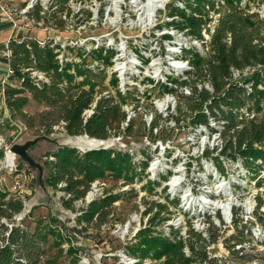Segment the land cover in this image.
Instances as JSON below:
<instances>
[{
    "label": "trees",
    "instance_id": "16d2710c",
    "mask_svg": "<svg viewBox=\"0 0 264 264\" xmlns=\"http://www.w3.org/2000/svg\"><path fill=\"white\" fill-rule=\"evenodd\" d=\"M252 1L256 3V0ZM259 2L264 4V0ZM250 6L249 0H179L176 5H167L166 15L175 18L165 24L196 38H202L204 29L209 34L205 52L193 48L183 52L182 56L193 67L185 72L186 79L176 77L171 82L191 86L195 78L209 79L212 92L194 90L191 96L181 97L186 110L195 113L188 123L192 126L207 124L208 115L222 121L224 144L220 155L239 159L244 167L257 174L264 168V18L251 12ZM34 15L39 17L38 10ZM213 21L215 23L210 31L209 25ZM54 44L52 39L9 41L10 67L12 76L17 79V85L8 82L3 88L9 118L25 128L35 126L34 119L25 111L32 100L44 104L46 108L37 115L38 134L49 135L53 133V126H61L69 136L86 135L97 140H106L119 133L141 135V126L133 129L134 120L123 130L120 129L125 119L121 106L128 101L127 98L132 101L135 98L117 91L114 78L103 84L104 73L88 67L89 60L109 65L113 51L102 46L89 50L85 46L78 47L75 49L76 57L86 52L81 63L72 56L60 63L53 52ZM244 69L250 72L243 75ZM31 71L40 72L43 78L33 77ZM235 71L240 72L236 78L233 76ZM161 87L164 92L174 91L172 86L163 84ZM107 89H113L114 94L101 95ZM87 110H92L89 116L85 114ZM174 120L175 123L181 122L179 117ZM150 125V133L159 126L156 120ZM112 130H115L114 133ZM49 156L52 159L45 162L49 169L47 182L53 187L60 184L59 190L67 196L64 204L68 207L74 201L83 199L95 181L104 182L111 178L123 186L134 184L148 163L144 160L135 162L128 151L104 148L79 153L74 148L63 147ZM204 156L207 157L208 153ZM216 160L220 168L218 157ZM154 184L158 183L146 182L148 192L154 190ZM118 197V194H109L94 199L86 205L81 221L87 225L106 224ZM255 200L254 216L264 232V211H259L264 199L258 194ZM145 204L143 214L149 215L146 227L138 231V244L129 248L128 254L159 260V264H199L215 260L210 257L206 246L216 241L218 228L210 224L207 241L192 229L188 230L189 236L185 240L178 237L176 230H171V238L156 230V226L167 218L162 214L168 213L167 207L156 201ZM23 207L22 198L0 191V264L39 262L40 252L35 245L43 237L34 236L19 227L8 228L1 221L12 222L13 216ZM233 216L234 233L225 239L224 244L231 256L241 258L243 255L239 256L240 250L234 249V246L243 242L244 231L250 235L251 230L245 229V225L242 227V220L236 216V211ZM257 238L262 242L260 236ZM185 245L188 246L189 256L183 252Z\"/></svg>",
    "mask_w": 264,
    "mask_h": 264
},
{
    "label": "rangeland",
    "instance_id": "374dc122",
    "mask_svg": "<svg viewBox=\"0 0 264 264\" xmlns=\"http://www.w3.org/2000/svg\"><path fill=\"white\" fill-rule=\"evenodd\" d=\"M25 1L27 0H15L14 2L16 5L22 6ZM166 1L165 9L160 10L158 13L159 18L166 16L168 4L176 5L179 3V0ZM243 1L245 2V0ZM94 2L96 5L99 4L100 21L94 25H87L88 27L82 33L83 38L81 37V39L83 40L80 41L78 47H89L93 40L88 39V37H95L99 45H101L106 42L107 37L110 35L117 42V39L121 38L122 35L129 34L128 26L122 20L125 17V10L128 12V10L133 9L127 0H81L82 5L86 6ZM249 4L251 5V12H256L264 18V4H261L259 0H256V3L249 0ZM120 7L121 10L118 9ZM105 9H113L114 14L105 17ZM68 12L70 13V10ZM83 14L85 17H89L88 9H85ZM17 16L18 14H15L14 18ZM53 16L52 13H48L45 17V23L47 22V26H51L49 27L50 30L44 31L41 27H35V29L31 28L30 31L37 32L38 36L36 38L39 40L47 37L75 40L76 36L66 29L65 25L60 27L48 23L50 21L55 22L54 19H51ZM88 22L90 21L88 20ZM8 33V27L0 32L1 37L7 36ZM9 68L10 64L8 65L6 60L0 59V77L4 76ZM104 79L103 84L106 82ZM8 82L17 85L16 77L10 76ZM144 87L146 89L144 95L140 94V91L143 90L134 91L132 94L135 97H146L141 104H138L142 106L141 111L150 110L153 112L151 102L155 99H162L164 91L158 85L153 87L146 85ZM103 92H107V95L114 94L113 89H107ZM103 92L101 95H103ZM177 92L173 93L177 102L170 118L163 119L158 113H155L149 122L148 117L147 120H144L142 115H139L133 119V129L141 126V135L125 136L120 134L119 138L111 136L106 140H97L86 135L69 136L60 126L49 135L45 133L38 134L37 115L46 110L44 104H37L32 100L29 101L25 111L34 119L35 126L25 128L12 120L8 121L9 119L3 113L5 112L4 97H0V191H5L8 196L22 198L24 205L23 209L13 216L12 222L4 219L1 221L5 222L8 228L11 226L19 227L30 234H34V236L43 237L35 245L40 252L38 255L39 262L36 264H126L125 256L139 259L136 264H142L144 260L146 264L160 263L159 260L151 258L141 259L138 257L139 255L128 254L129 248L137 246V233L140 229H143L147 221L146 218L148 216L143 214L146 208L145 202L156 201L164 204L170 212L169 219L172 225H179L177 230L182 233L184 231L183 221L178 220L180 214L178 215L176 211L178 209L177 205L185 197L184 195L191 193L189 197L202 198L206 197L205 195L207 194H213L215 189H220L215 187L217 185L216 181L207 176L208 173H213L214 165L217 162L216 157H218V154L215 146L217 141L213 139V134L210 133L208 128L204 126L194 127L188 123L195 113L186 110L184 101ZM127 99L129 104H135L131 99ZM179 108L181 111H179ZM172 117H179L181 122L175 123ZM154 120L157 121L159 126L157 131L153 130L150 133L149 128L151 125L149 123ZM217 125L215 124L214 127H220ZM114 131L112 130L113 133ZM43 137L50 138L53 141ZM27 141H34L26 151L28 156L39 165V168L29 165L19 155L10 151L13 145H23ZM63 147L74 148L79 153L96 148L128 151L133 156L139 153L142 159L148 162L140 179H137L132 185L123 186L121 182H115L111 178L101 182L102 185H97L95 199L109 194L119 195L113 204V214L108 218L106 224L96 226L82 222L80 216L88 203L84 200H76L71 206H66L64 200L67 196L59 190L60 184L57 187H53L47 182L49 169L45 162L52 159L49 156L51 152ZM206 152L209 153L208 157L204 156ZM8 155H11L10 157L12 158L9 163L6 159ZM151 163L156 167L150 173L148 168ZM12 164L13 167L11 168ZM163 167L171 169L165 177L177 172L178 177L176 179L178 178L179 181L171 190L170 195V197H174L173 201L167 200L166 197L167 186L163 185V182L166 181L163 179L167 178L158 177V173ZM202 167H205L206 170H202ZM226 167L229 176L235 175V171L230 164H227ZM244 168V185L247 186L246 189H242V191L232 189L229 194L234 200L230 197L227 199L225 195L215 196L212 199H217L221 202H229L230 199L236 202L237 206L250 201L249 204L251 207L253 206V212L256 204L254 197L260 194L264 199V168L260 169L257 174L249 172L246 167ZM257 176L263 177L259 184H257ZM237 178L240 179L239 177ZM147 181L158 183L154 184L152 192L147 191ZM254 181H256L255 184ZM241 183L243 184V182ZM130 189H133V191L130 192ZM185 205L183 203L181 207L184 208ZM239 208L235 207L234 210ZM262 208L264 209V205L259 208V211ZM207 210H209V215L206 217H209L213 224L216 223V215L213 214L215 210ZM238 216L243 217V214L238 213ZM247 219L243 218L242 227L245 225V229L247 228L250 231V228L257 224L263 230L253 215L252 218ZM231 221H233V218ZM203 223L201 218L194 217L192 221V224L199 229L204 225ZM232 225L233 223L231 222L230 226L220 227L217 239L220 238L219 241H221L222 247L215 243L214 248L208 249L210 257L215 258V260L206 264H264V244L256 242L255 238H252V234L249 235L246 231H244L243 239V242L245 241L246 243L243 244V248L238 253L239 256H243L239 258L229 254L224 241L229 235L234 233ZM156 230L168 232L161 224L156 226ZM49 231L53 233H49Z\"/></svg>",
    "mask_w": 264,
    "mask_h": 264
},
{
    "label": "built area",
    "instance_id": "2783aa9c",
    "mask_svg": "<svg viewBox=\"0 0 264 264\" xmlns=\"http://www.w3.org/2000/svg\"><path fill=\"white\" fill-rule=\"evenodd\" d=\"M14 1L15 0H0V21H9L13 24V26L18 27L22 30H26V36L22 35L19 38L13 39H29L27 37L30 34V30L31 28L35 29V27H41L44 31L50 30L49 27L51 26H47V22L45 23V17L48 13H52V15L54 16L51 17V19H54L55 22L50 21L48 23H52L56 26L58 25V23H60V27L65 25L66 29L71 31L77 38L75 37V40H61L55 39V37H47L42 40H54L55 44L53 47V52L55 53L56 58L60 63L65 60H70V56H72L76 62L81 63L82 59L86 55V52L83 51V56L76 57L75 49L78 48V45H80V41L83 40L81 39V37L83 38L82 33L84 32L85 28L89 25L97 24L100 21L99 4L96 5L94 2L86 6L82 5L81 0H27L22 6H18ZM127 2L131 5V7H133V9L128 10V12L127 10H125V17L122 20H124L126 26H128L127 29L129 34L122 35L121 38L117 39V42L116 39L112 35H110L107 37L106 42H103L101 45H99V42L97 41V39H95V37H88V39L90 38V40L93 41L90 43L89 47L85 48L86 50H89L98 46H102L105 48V50H112L113 54L110 59L109 65L105 66L103 63L97 60H89L88 67L98 72H103L105 77L104 80H106L105 84H108L110 79L114 78L116 80L115 89L117 91H119L126 97L135 98L133 100L135 104H129V102H126L121 106L122 111L125 113V119L120 125L121 130H123L130 121H132L139 115H142L144 120H147L148 117L149 122L150 120H152V116L155 113H158L163 119L170 118L173 114L172 111L174 110L177 102V99L173 93L177 91L178 95H180L179 97L191 96L194 90H196L197 92L202 90H206L209 92L213 91L209 79L206 78H195V81L191 86L189 84L177 85L171 82V79L176 77H182V80L186 79L185 72L191 71L193 69L189 61L182 56L185 49L193 48L201 52H205L207 50L206 43L209 41L210 37L205 29L202 31V38H196L195 36L186 35L185 31H180L177 28H174L172 25H166V22H171L175 18L168 17L167 15L164 18H159L158 13L160 10L165 9V6L167 4L166 0H162V3L160 0H127ZM85 9H88L89 17L84 16L83 13ZM118 9L121 10V7ZM35 10H38L39 13V17L37 18L34 15ZM69 10L70 13L68 12ZM15 14H18L16 18H14ZM111 14H114L113 9H105V17L110 16ZM88 20L90 22H88ZM214 23L215 21H213V23L209 25V28L211 29L210 31H212ZM9 41L6 43L5 49L0 51L1 58L10 59V51L8 49ZM249 72V69H244L242 71V74L246 75ZM30 74L38 79L43 78V75L37 71H31ZM12 75L13 70L10 67L7 70V73L4 76L0 77V97H3V88L8 83V78ZM239 75L240 72L238 71H235L233 73V76L235 78ZM163 84L172 86L174 88V91L164 92V97L162 99H155L154 101H152L151 105L153 107V112L150 110L141 111L142 106L138 104H141L146 97H135L132 93L134 91L143 90L140 91V94L144 95V92L146 91L144 86L147 85L149 87H153L158 85V87L162 89L161 85ZM107 94V92H103V95ZM91 113L92 110H87L85 112L87 116H89ZM172 118L174 119L175 117ZM215 124H218L217 126L220 127H214ZM198 126H204L205 128H208L210 130V133L213 134V139L217 141L215 146L218 154V162L221 169L217 166V164H215L213 173H208L207 176L212 180H215L217 184H215V187H218L220 189H215V192L213 194H207L205 195L206 197L202 198L194 196L189 197L191 193L184 195L185 197L177 205L178 209L176 211L178 212V215L180 214L178 220L183 221L184 231L182 233L178 232L177 230L179 228V225H172L171 220L169 219L170 212L168 210V213H162L167 218L161 223V225H163V228L168 231H162L164 235L168 237L172 238L171 230H176L178 237H181L185 240L189 236L188 230L192 229L194 232L199 233L201 237L207 241L209 238L210 224L220 230L221 226H230V223H233V221L231 220L232 218H234V211H236V216L243 220V218H252V215L255 218V210L252 212L253 206L251 207V205L249 204L250 201L241 203L240 206H237L238 204L236 202L229 200L230 205L227 208L225 207V204L228 201L221 202L217 199H212L215 196L220 197L222 195L227 196V199L229 197L233 199L229 194L232 189L241 191L242 189H246L247 186L244 185L245 168L242 162L239 161V159H232L226 155H220V150L224 144V140L221 135V132L223 131L222 121L216 120L208 115L207 124H199L194 127ZM58 127L59 126H53V129L56 130ZM153 130L157 131V127H154ZM119 137L120 133L119 135H116V138ZM129 153L131 154V152ZM220 157H222V159H220ZM133 160L135 162H140L143 159L139 153H136L133 156ZM13 164L10 166L11 168L13 167ZM227 164L231 165V168H233L235 171V175L240 179H238L237 177L235 178L234 174H232L231 176L227 174ZM155 167L156 166L151 163L149 165L148 171L151 173V170H155ZM202 170L205 171V167H202ZM169 171H171V169H168V167H163L162 170L159 171L158 177L162 176V178H167L163 179L166 180L163 182V185L167 186L166 197L167 200L173 201L174 197H170L171 190H173V188L178 184L179 179H176V177H178L177 172H173V175L165 177L167 176ZM257 177L258 184L259 179L263 177ZM241 182H243V184ZM255 182L256 181H254V184ZM97 185H102V183L99 181H95L85 197L81 200H84L86 203H90L91 201H93L97 192ZM232 186L234 187L232 188ZM256 196L254 197L255 199ZM214 202L220 203V207L218 208L216 206H213L212 203ZM183 203L186 204L184 208L181 207ZM235 207L240 208L238 210H234ZM199 208L200 210H198ZM207 209L215 210L213 211V214L216 215V223L213 224V221L209 217H206L209 215V210ZM261 211H264V209L262 208ZM238 213H242L243 217L238 216ZM194 217L201 218L204 222L203 224L205 225V227L204 225H202L200 229L195 227L192 224ZM186 218H188L187 223ZM147 219L148 217L146 218V220ZM146 223L144 227H146ZM231 227L233 229V225ZM250 230L252 238L254 237L255 241L259 242V244H264V232L259 228V225L255 224L250 228ZM258 236H260L262 242L257 238ZM219 240L220 238L216 239L215 242L207 244L206 249L208 253V249L214 248L215 243L222 247V243ZM244 243L246 242L244 241L242 243L235 244L234 249H242ZM183 252L186 256H189V249L187 245L183 247ZM125 260L127 261L125 262L126 264H136L139 261V259L137 258L127 256H125ZM208 262L210 261L199 264H206ZM142 264H146V261L144 260Z\"/></svg>",
    "mask_w": 264,
    "mask_h": 264
},
{
    "label": "crops",
    "instance_id": "0c3cea01",
    "mask_svg": "<svg viewBox=\"0 0 264 264\" xmlns=\"http://www.w3.org/2000/svg\"><path fill=\"white\" fill-rule=\"evenodd\" d=\"M7 27L9 28V33L7 36H3L1 37V34H0V51L4 50L5 49V46H6V43L10 40V39H13V38H19L20 36H26V30H22L18 27H15L13 26V24L9 21H0V32L3 30V29H7ZM31 34V35H30ZM30 34L27 38L29 39H37L36 37L38 36L37 32L35 31H30ZM0 59H4L6 60V62L8 63V65L10 64V59H6V58H1ZM4 113V116L6 115L7 118L9 119L8 121H11V119L9 118V115H8V111L6 109V106H5V112Z\"/></svg>",
    "mask_w": 264,
    "mask_h": 264
},
{
    "label": "water",
    "instance_id": "95a60500",
    "mask_svg": "<svg viewBox=\"0 0 264 264\" xmlns=\"http://www.w3.org/2000/svg\"><path fill=\"white\" fill-rule=\"evenodd\" d=\"M49 141H53L50 138L47 137H43ZM34 141H27L26 143H24L23 145H13L10 149L11 152L19 155L23 160H25L27 163H29V165L34 166V167H38L39 165H37L29 156L27 153V148L30 147V145L33 143Z\"/></svg>",
    "mask_w": 264,
    "mask_h": 264
},
{
    "label": "bare ground",
    "instance_id": "6f19581e",
    "mask_svg": "<svg viewBox=\"0 0 264 264\" xmlns=\"http://www.w3.org/2000/svg\"><path fill=\"white\" fill-rule=\"evenodd\" d=\"M161 2H162V1H161ZM86 144H87V143H86ZM91 145H92V143H91ZM10 156H11V155H10ZM10 156L8 155V156H7V158H6L8 163H9V162L11 161V159H12ZM229 200H230V199H229ZM217 203H218V202H217ZM217 203H212V205H213V206H216V207H218V208H219V207H220V205H218L219 203H218V204H217ZM229 205H230V202H228L227 204H225V207H227V208H228V207H229Z\"/></svg>",
    "mask_w": 264,
    "mask_h": 264
}]
</instances>
